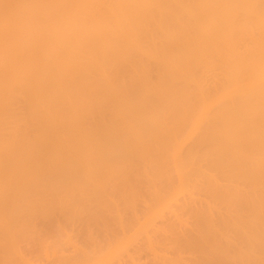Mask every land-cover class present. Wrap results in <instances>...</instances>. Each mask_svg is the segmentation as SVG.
I'll use <instances>...</instances> for the list:
<instances>
[{"label": "bare ground", "instance_id": "6f19581e", "mask_svg": "<svg viewBox=\"0 0 264 264\" xmlns=\"http://www.w3.org/2000/svg\"><path fill=\"white\" fill-rule=\"evenodd\" d=\"M137 169L140 178L147 175V191L157 189L153 199L148 192L152 201L141 191L143 181L136 178L139 190L132 181L139 175ZM171 177L177 179L175 187L160 181ZM198 180L206 183L207 188L200 186L207 189L203 194L211 198L208 202L216 198L225 205H217L219 209L228 211L227 205L232 209L234 204L239 209L234 205L223 214L211 206L215 200L206 203V210L204 205L199 209L196 204L202 198L197 195L203 194L193 189L197 198L191 197L190 191L193 184L198 189ZM159 183L170 186H160L165 190L160 194ZM127 188L131 194L124 191L129 195L122 201H136L140 193L147 204L142 198L138 208L133 199L123 204L131 206V201L138 211L141 204L150 207H142L144 215L137 213L143 222L137 210L129 215L137 217L132 218L134 224L143 223L140 228L139 223L131 225L129 216L117 217L122 208L112 203L116 196L124 198ZM111 190L119 191L113 199ZM181 192L183 197H178ZM185 197L191 205L196 202L201 215ZM174 198L187 201L172 206L190 214L195 222L191 225L203 215L192 231L179 226L186 221L184 213L178 214L181 220L174 219L181 221L178 226L167 217L172 206L167 218L160 216ZM84 199L109 200L116 212L120 210L117 215L106 201L98 204L106 202L111 210L97 202L90 208L102 206L101 211L113 212L119 223L127 219L129 228H139L137 235L151 227L150 236H135L138 242L130 250L129 239L133 242L136 231L127 239V224L108 217L122 228L115 232L114 223L113 229L107 227L109 219L99 220L105 211L93 213L91 208L94 215L85 214L108 221L100 222L108 228L102 229L105 234L112 230L102 239L110 237L112 243H101V249L100 235L94 234H84L79 241L77 234H70L72 241L69 234L60 233L66 227L60 220L67 213L63 221L74 220L73 210L80 205L81 212L88 211L91 201L84 204ZM54 203L61 207H55L57 212H52ZM243 207L244 214L249 213L243 220H250L248 225L242 222ZM72 214L74 218H68ZM158 215L166 228H160L165 223L159 228L153 223ZM83 216L75 220L88 221ZM231 229L232 234L237 229L234 238L240 241L229 235ZM44 232L54 234L53 249ZM112 233H121L128 244ZM61 240L71 252L61 244L56 250ZM113 240L119 244L113 249L117 254L129 249L124 256L131 264H142L143 257H150L146 264H174L193 250L200 255L178 259L177 264H264V0H0V253L16 252L19 260L50 250L47 264H99L95 256L105 251L107 257ZM171 250L182 257L168 256ZM116 253L112 258L122 260L117 264H130L122 254L115 259Z\"/></svg>", "mask_w": 264, "mask_h": 264}, {"label": "rangeland", "instance_id": "374dc122", "mask_svg": "<svg viewBox=\"0 0 264 264\" xmlns=\"http://www.w3.org/2000/svg\"><path fill=\"white\" fill-rule=\"evenodd\" d=\"M139 167H140V166H139ZM141 167H142V169H143V166H141ZM139 169H141V168H139ZM142 169H141V170H142ZM141 170H140V171H141ZM137 171L139 172L138 169H137ZM137 171L135 170L134 173H136ZM138 172H137V173H138ZM143 173H144V172H143ZM138 174H139V175H138ZM138 174H137L138 176H136V177H134L136 174L133 176L134 179H133L132 181L136 182L137 179L140 178V175L142 174V172H141V173L139 172ZM174 174H175V173H174ZM174 174H173V176H174ZM143 175L145 176V174H143ZM173 176H172V177H173ZM133 177H132V178H133ZM146 177H147V175H146ZM146 177H143V176H142L139 180L143 181V178L146 179ZM172 177H171V180H169V181H165V182H164V179H165L164 177H163L164 179L162 178V179H160V181L163 180V181H161V182H163V183H167V182L169 183L170 181H171L170 183H174L173 181L177 182V181H176L177 179L175 178L174 180H172ZM175 177H176V176H175ZM136 178H137V179H136ZM173 178H174V177H173ZM135 179H136V180H135ZM145 179H144L143 182H145ZM198 179H199V178H198ZM139 180L137 181V182H138L137 186H136V184H135V186L137 187V188H136V187H135V188L138 189V190H139L138 187H140V186H139V182H140ZM146 180H147V179H146ZM166 180H167V179H166ZM195 180H196V179H195ZM200 180H201V179H200ZM200 180H198V183H197V181H196V184L199 185V187L196 186V187H198V189H197V188H194V186H195L194 184H193V186L191 187V185H192L191 182H190V183H191V185H190L191 188L187 186L186 189L188 188V189H187L188 191H189V188H190V191L193 190V189H195V190L199 191L198 193H200V194L202 195L203 192H204V190H207V189H206L207 187L205 186L206 183L204 184V183H203L204 181H202L201 183L203 184L204 187H206V188L203 190V189H202L203 186L201 187V186H200L201 183L199 184V181H200ZM134 182H133V183H134ZM143 182H141V184H140V185H141V188H142V190H141V188H140V190L142 191V193H145V195H147L148 192H149V193L151 192V195H152L151 198L153 199L154 192H155L157 189L154 188L155 191H153L154 189H152V191H153V192H152V191H151V188H150V191H147V190L149 189V188L147 189V187H148V186H147L148 183L145 182V183H146V186H145V183H143ZM192 182H193V178H192ZM163 183H161L162 185L159 183V186H158V191L161 190V192L159 191L160 194H162V191H163V189H161V188L163 187V185H164ZM194 183H195V181H194ZM176 184H177V183H176ZM165 185H166V184H165ZM165 185H164L163 188H165ZM172 185H173V184H172ZM172 185H171V186H172ZM133 186H134V185H133ZM160 186H162V187H160ZM167 186H170V184H169V185H166V187H167ZM173 186L175 187V183H174ZM133 188H134V187H133ZM152 188H153V187H152ZM156 188H157V187H156ZM159 188H160V189H159ZM168 188H169V187H168ZM170 188H171V187H170ZM199 188H200V190H202V192H200ZM143 189H145V192L143 191ZM119 190H120V189H119ZM127 190H129V192H130V188H129V189L127 188L126 190H123V192H124V191H127ZM131 190H132V189H131ZM111 191H112V190H111ZM120 191H121V190H120ZM134 191H135V189H134ZM158 191H157V192H158ZM164 191H165V190H164ZM164 191H163V192H164ZM188 191H186V190L184 189V191H183V195H184L185 192L187 193ZM193 191H194V190H193ZM193 191H192L193 194L190 192V194H192L193 196H191V195H190V196H191V197H196V196H194V195L197 194V193H196L197 191H196V192H195V191L193 192ZM109 192H110V189H109ZM115 192L118 193L119 191H116V190H115L114 192L112 191V192H111V197H110V198L113 197V194H116ZM132 192H133V190H132ZM124 193H125V192H124ZM135 193H136V192H135ZM137 193H139V192H137ZM137 193H136V194H137ZM152 193H153V194H152ZM194 193H196V194H194ZM206 193H207V192H206ZM206 193H204V194H206ZM122 194H123V193H122ZM130 194H131V192H130ZM179 194H180V195H178V197L181 196L182 192L179 193ZM188 194H189V193H188ZM204 194H203V196H204ZM109 195H110V194H109ZM117 195H120V194H117ZM126 195H129V193H128V194L125 193L124 198H122V197L120 196V197H121V200H120V197H119V199H118V198H116V197H118V196H116V197L114 196L115 199L117 200V204H119V205H116L115 199L113 200L114 202H112V203H115V204H114L115 207H118V206H119L118 209H121V208H122L121 210H122V212L125 213V214H123L122 212H119L120 210H119V211L117 210L119 213H121V214H120L121 216L119 215L118 212L115 211L116 208L113 206V204H112L111 202H108L109 200L106 201L105 199H103V200H101V201H100V199H98V201H100V202H102V201H106V202H108L110 205L112 204L111 206L114 207V209H112L111 206H109L108 203H107V204H108V205H107L106 202H104L105 204H104V203L98 204V203H100V202H98L97 200H96L94 203H93L94 200H92V201L89 200V201H91L92 204L89 203V207H86L84 204H86V202L88 201V199L81 200V201H83V203H84V201H85V203L82 204V206H85V207H86L85 209L88 208V209H87L88 211L83 210V211L81 212V209H84V207H81V205H80L81 203H78L80 206L77 207L78 209L81 207L80 210H78V209H74V210H73V207H74V204H75V203L72 204L73 207L70 205L69 208H71V207H72V208H71V212L69 211V212H70L69 214L73 213L72 210H73V211L76 210V211L73 213V214H76V215H75V218H74V215L72 214L71 217H68V218H71V219L74 218V220L63 221V220L68 216V213H67V216H64L63 219L60 220L61 226H65V225H66V227H62V228H64V229H62V231H64V232H61V231H60V233H62V234H64V235H65V234H66V235L69 234V236H70V234H71V235H76V234H77L76 237L78 238V241H79V240H82V238L84 237V234H85V237H86L87 235H88L87 237H89V236H90L89 234H94V235H95V236L93 235L94 237H96L97 235H98V236L100 235L99 237L101 238V240H97V239H96L97 241H100V243L97 242V243H98L97 246H99L101 243H105V245H106V244H109L111 238H110V237H107V239H106L105 242H104V239H102V236H104L105 232H103L102 229H104V230H106V231H107L108 228L113 229L112 226H111V225H112L111 223H114V222L119 223V221H118L119 219H118L117 217H122V218H123V217H125V218L127 217V218L129 219V217H130L129 215H135L136 210H137L136 214H137V213L139 214L140 211H141V214H143V215L146 214L145 212L142 213V211H145V210L147 209V206H148V205H146V207H145V205L141 204V208H139L140 211H138V209H136V208H138L137 206L140 205V204H138V202H139V200H140L141 198H142L141 201L143 200L142 202H144V204H147L146 199H148V198L150 197V194H148L149 196L147 195V198L144 197V198H146L145 200H144V198L142 197L143 194H140V193L137 194V195H138V199L136 200L137 203H136V201H135L134 198H131V199H133V201H132V200L130 199V197H128V200L130 199L133 203H135V205H136V208H135V209L133 208V206H135V205H134L131 201L128 202L130 205L132 204L131 206L126 205V204H123V202L125 203L126 201H128L127 199H126V201H125V200L122 201V199H125V198H126V197H125ZM137 195H136V196H137ZM141 195H142V196H141ZM183 195H182L181 197H183ZM201 195H200V196H201ZM207 195H208V194H207ZM207 195H206V196H207ZM134 196H135V194L132 193V197H134ZM184 196H186V194H185ZM197 196H198V198H200V199L202 198L201 200H200V199H196L197 202H199L198 200H200L199 203H202V204L199 205V203H198V204H196V202H195V203L193 202V203L196 204V205H198V206H201V207H198V206H196V205H194V204L191 205L192 202L190 203V201H192V200H191V199H187V197H185L187 201L190 200V201H189V203H190L189 205H191L192 207L196 208V209H194V211H196L198 208L203 210V209H204V208H202L203 205H204V206H207V204L209 205V202H210V201L213 203V201L216 199V198H215V199L209 200V202H208L207 200H208V199H211V198H209L208 196L206 197V198H208L207 200H206L205 196H204L205 199L203 198V196H202V197H199V194H198ZM178 197L176 196V198H178ZM135 198H136V197H135ZM139 198H140V199H139ZM188 198H189V195H188ZM196 198H197V197H196ZM112 199H113V198H112ZM112 199H111V200H112ZM181 199H182V198H181ZM183 199H184V198H183ZM194 199H195V198H194ZM194 199H193V201H194ZM203 199L206 201V202L203 201L205 204H203V202H202ZM86 200H87V201H86ZM148 200H150V199H148ZM174 200H175L174 202H169V205H166V209L164 208L165 210L163 209V211L161 212L162 214L160 213V216H161V215L163 216V215L165 214V215L163 216L164 219L167 218V217H171V221H173L174 219L181 220V219H180L181 217H180V215H178V214H181V213H182V212L180 211V209H183V208L178 209V208H176V207H178V206H176V207L172 206L173 203H175V202L177 201V199H175V198H174ZM196 200H195V201H196ZM89 201H88V202H89ZM134 201H135V202H134ZM145 201H146V203H145ZM150 201H152V200H150ZM187 201L182 202V200H181V202H178V201H177V202H178V203H181L180 205H182V203H187ZM216 201H219V200H218V199L215 200L214 202H215L216 205L212 204L211 206H214V207H215V206H217V205L220 204V205H221V206L219 205L220 207H225L224 203H222V202L219 201L220 203L218 202V204H217ZM88 202H87V203H88ZM96 202H97V204H98L99 206L103 204V205H102L103 208H102V206H101L102 209H105V208H106V210H107V209H109V210L112 209V210H114V211H113L114 213L116 212V215H117V213H118V216L115 217V216H112V215H115L112 211H110V212H112V213H109V211H107V214H106V210L101 211L102 209H101V208L99 209L98 206H94V208L91 207L92 209H94V210H93V213H94V211L97 210V209L100 210V211H99L100 214H101V212L104 213V211H105L103 217H100L99 220H101V218H104V217H106V219H109V218H110V219H112V220H113V218L115 217L117 220H116V221L113 220L114 222H112V221L110 222V219H109V220H108V221L110 222V225H109V222L106 221V220H104L105 218L102 219L103 222H102V221H99V220L96 221V219L94 220L93 218H92V219L89 218V216H88L87 214H85V212H89V213H90L89 215L92 216L93 213L91 212L92 210H91L90 206H92V205H94V204L97 205ZM55 203H57V202H55ZM55 203H54V204H55ZM128 203H127V204H128ZM139 203H141V202H139ZM151 203H152V202H149V205H150ZM178 203H176V205H177ZM206 203H207V204H206ZM47 204H48V203H47ZM57 204H58V203H57ZM57 204H55V206H53V207H54V208H55V207H56V208H59L60 206L57 205ZM78 204H77V205H78ZM90 204H91V205H90ZM120 204H121V205H120ZM153 204H154V202H153ZM153 204H152V205H153ZM167 204H168V203H167ZM210 204H211V203H210ZM42 205H43V204H42ZM52 205H53V204H51V206L48 205V206H49L48 208L50 209V208L52 207ZM104 205H106V206L104 207ZM124 205H125V206H124ZM142 205H143V206H142ZM223 205H224V206H223ZM234 205H235V207H236V204H234ZM234 205H233V206H234ZM237 205H238V206H239V205L244 206L243 204H240V203H239V204L237 203ZM87 206H88V204H87ZM153 206H154V205H153ZM163 206H164V205H162V207H163ZM168 206H170V207L172 206V207H171V211H172V209H174V208H175V209H178V210H175V209H174V210L170 213L171 215L169 216V214H168V212H169V211H168V210H169V209H168ZM227 206H228V207H227ZM227 206H226V207L229 208L228 211L231 212L230 210L233 209V206L231 205V206H232V209H230L231 207H229V205H227ZM53 207H52V208H53ZM62 207H63V206H62ZM65 207H66V208H64V209L67 210L68 207H67V206H65ZM95 207H97V208L95 209ZM107 207H108V208H107ZM109 207H110V208H109ZM129 207H130V208H129ZM139 207H140V206H139ZM142 207L145 208V210H142V209H143ZM148 207H149V206H148ZM151 207H152V206H151ZM197 207H198V208H197ZM208 207H209V206L205 207V210H206ZM235 207H234V209H235ZM239 207H240V206H239ZM239 207H236V208L239 209ZM246 207H248V206H245V210H246ZM39 208H40V207H39ZM54 208H53V211H52V212H54V211L57 210L56 208H55V209H54ZM60 208H61V207H60ZM74 208H75V207H74ZM132 208H133V210H132ZM149 208H150V207H149ZM153 208H154V207H153ZM241 208H242V207H241ZM250 208H251V207H250ZM40 209H41V208H40ZM40 209H39V210H40ZM45 209L47 210V208H45ZM49 209H48V210H49ZM64 209H61V210H64ZM89 209H90L91 211H89ZM128 209H130V210H128ZM151 209H152V208H151ZM159 209H161V208H159ZM159 209H158V210H159ZM167 209H168V210H167ZM215 209H217V211H221V212H223V214H224V213L226 214V211H227L226 208H224V209H223V208H220V209H221V210H220L218 206H217ZM222 209L225 210V212L222 211ZM238 209H236V210H238ZM42 210H43V209H42ZM68 210H70V209H68ZM68 210H67V211H68ZM77 210H78L80 213L77 212ZM98 210H97V211H98ZM123 210H124L125 212H124ZM156 210H157V209H156ZM166 210H167L168 212H167ZM184 210H185V209H184ZM248 210H250V209H248ZM251 210H252V209H251ZM44 211H45V210H44ZM58 211H60V209H58ZM131 211H132V212H131ZM133 211H135V212H133ZM147 211L149 212V210H147ZM147 211H146V212H147ZM159 211H160V210H159ZM164 211H165V212H164ZM174 211H175V213L178 211V212L176 213V215H178V218H177V217L175 218L174 216H172V214H174V213H173ZM182 211H183V210H182ZM186 211L188 212L187 209L185 210V212H186ZM197 211H199V210H197ZM197 211H196V213H198ZM228 211H227V213H228ZM243 211H244V207H243V210H241L240 213H243V214H244ZM48 212H49V211H48ZM56 212H57V211H56ZM64 212H65V211H64ZM76 212H77V213H76ZM99 212H98V213H99ZM152 212H153V214H155L153 210H152ZM156 212H157V211H156ZM166 212H167V215H168L167 217H166ZM189 212L192 213L191 211H189ZM199 212H200V211H199ZM202 212H204V211H202ZM246 212H249V211L246 210ZM250 212H251V211H250ZM95 213H96V215H97V212H95ZM131 213H132V214H131ZM133 213H134V214H133ZM158 213H159V212H157V214H158ZM163 213H164V214H163ZM183 213H184V212H183ZM183 213H182V214H183ZM196 213L193 212L194 215H195ZM200 213H201V212H200ZM54 214H55V213H54ZM57 214H58V213H57ZM65 214H66V212H65ZM81 214L84 215V216L82 217L83 219H84L85 217L88 216V221H89L90 219H91V221L88 222L86 219H85V220H80V219H79V220H75V219H77V216L80 217ZM110 214H111L112 218L110 217ZM127 214H128V215H127ZM138 214H137V216H138V219H139L140 217H139ZM148 214H149V213H148ZM150 214H152V213H150ZM153 214H152V215H153ZM182 214H181V216H183ZM198 214H199V213H198ZM198 214H197V215H198ZM201 214H202V213H201ZM201 214H199V215H201ZM245 214H247V213H245ZM245 214L242 216V222H244L243 220H244V218L246 217ZM248 214H249V213H248ZM248 214H247V215H248ZM93 215H94V214H93ZM122 215H123V216H122ZM124 215H125V216H124ZM143 215H142V216H143ZM155 215H156V214H155ZM155 215L152 216V217H155ZM188 215H190V214H188V213L185 214V213H184V218L186 219V221H184V222L188 223V221H189V223L186 224V226H185L184 222L182 221V222H183V223H182V222L180 221L181 224H182V226H181V224L179 225V226L181 227V229H182V228H185V229L187 230V229H189L192 225H193V226L195 225V224H193V223H195V222H193V219H192L191 217H189ZM191 215H192V214H191ZM199 215H198V217H195L197 220L194 219V221H198L199 218H200V220L203 218V217H202L203 215H202L201 217H199ZM91 216H90V217H91ZM99 216H102V215H97V217H99ZM128 216H129V217H128ZM224 216H225V215H224ZM244 216H245V217H244ZM93 217H94V216H93ZM108 217H109V218H108ZM143 217H144V216H143ZM145 217H146V216H145ZM149 217H150V215H149ZM152 217H150V218L152 219ZM157 217H158V219H157V220H158L157 223H156V220L153 221V223H155L156 226H157V225L160 226L161 223H162L161 225H163V224L165 223V220L163 219V217H161V219L159 218V215H158ZM192 217L194 218V216H192ZM80 218H81V217H80ZM94 218H95V217H94ZM122 218H120V219H122ZM130 218H131V225H132V224H134V222H135V220H133V219H137V217L133 218V216H132V217H130ZM132 218H133V219H132ZM146 218H148V217H146ZM172 218H173V219H172ZM97 219H98V218H97ZM246 219H247V218H246ZM246 219H245V220H246ZM249 219H250V218H249ZM66 220H67V219H66ZM92 220H94V221H96V222H93ZM132 220H133V221H132ZM139 220H140V219H139ZM141 220H142V221H141ZM141 220H140V221L143 222L144 218L141 219ZM145 220H146V219H145ZM148 220H150V219H148ZM200 220H199V221H200ZM247 220H248V219H247ZM98 221H99V222H98ZM104 221L108 222V226H107L108 228H107L106 226H105V228H104V226H103V228H102V225H103L104 223H106V222H104ZM122 221L125 222V219H124V220L122 219ZM122 221H120L119 224H121ZM162 221H163V222H162ZM174 221H175V223H173V224L175 225V224L177 223L176 226H178V224H179L180 222L177 221V220H174ZM199 221L196 222V223L198 224ZM248 221H250V220H248ZM248 221H246V222H248ZM62 222H63V224H65V225H63ZM100 222L103 223V224H101ZM124 222H122V223H124ZM127 222H128V220L126 219V223H124V224H125V226H126V224L128 225L127 227H128L129 230H128L127 227H126L127 232L124 230V231H125L124 233H126L127 236H124V237H126L127 239H129L128 236L131 237L130 235L133 234V231L135 230V228H138V227L140 228V225H143V223L141 224V222H136L137 224H138V223H139V224L137 225V224L135 223L134 225H135V226L137 225L138 227H135V228H134V227H133L134 225H133L132 227H130V228H132V229L130 230V228H129V226H131V225H129L130 222H128V223H127ZM191 222H193L192 225H191ZM242 222H241V223H242ZM246 222H244V223L246 224ZM93 223H94V224H93ZM97 223H99V224H97ZM117 223H114V226H113V227H115V232H116L117 230H118V232H120L121 230L119 231V229H122V228H120L119 225H118ZM150 223H151V220H150L149 224H150ZM231 223H232V222H231ZM83 224H84V225H83ZM100 224H101V226L99 227L98 225H100ZM149 224H148V225H149ZM183 224H184V226H183ZM197 224H196L195 226H198ZM221 224H222V223H221ZM245 224H243V225L241 224V225H242V228H243V226H244ZM82 225H83V226H82ZM89 225H90V226H89ZM115 225H117V226H115ZM121 225H122V224H121ZM148 225H147V226H148ZM166 225H167V222H166L163 226H161L160 228H161V229H162V227H163V228H164V227L166 228ZM222 225H223V224H222ZM222 225H221V227H223ZM228 225H229V226H228ZM228 225H225V226L231 228V227H230L231 225H230V224H228ZM246 225H248V224H246ZM246 225H245V227H246ZM123 226H124V225H123ZM249 226H250V225H249ZM145 227H146V226H145ZM145 227L141 226V229L144 228V229L146 230V228H147V229L149 228V226L146 227V228H145ZM157 227H158V226H157ZM180 227H178V228H180ZM39 228H40V227H39ZM82 228H83V229H82ZM106 228H107V229H106ZM116 228H118V229H116ZM133 228H134V229H133ZM139 228H138V233H139ZM150 228H151V227H150ZM150 228H149V230H151ZM158 228H159V227H158ZM174 228H175V226H174ZM194 228H196V227H194ZM229 228H228V229H229ZM248 228H249V227H247L246 229H248ZM43 229H44V228H43ZM77 229H78V230H77ZM192 229H193V227H191V231H192ZM224 229L226 230L225 227H224L223 229H221V230H224ZM232 229H233V228H232ZM232 229H231V232L227 231V232L229 233V235H230V233L232 234V233L234 232V231L232 232ZM249 229H250V228H249ZM86 230H87V231H86ZM100 230H101V231H100ZM145 230H143V231H145ZM149 230H148V231H145V232L147 233V235L150 236V234H148ZM178 230H179V229H178ZM178 230H177V231H178ZM186 230H185V231H186ZM229 230H230V229H229ZM243 230H245V228H243ZM81 231H82V233H81ZM94 231H95V232H94ZM111 231H112V230H111ZM111 231L106 232L107 234H105V236H106V235H107V236L110 235V234H111ZM113 231H114V230H113ZM122 231H123V230H122ZM135 231H136V230H135ZM135 231H134V232H135ZM235 231L237 232V229H236ZM109 232H110V234H109ZM145 232H142V231H141L140 233H142V235H141V234L137 235V231H136V233H134V235H132V236H133V238H132L133 242H131V239H129V243H130L129 246H130V245H131V246H130V247L128 246V248H129L130 250H132L131 247L134 246V245L136 244V242H138V240H137V239H138V236H139L140 239H143V237L146 236V233H145ZM188 232H189V231H188ZM224 232H225V233H224ZM224 232L222 231V233H223L224 235L227 234L226 231H224ZM236 232H235V233H236ZM41 233H42V230H41ZM100 233H101V234H100ZM128 233H129V234H128ZM143 233H145L144 236H143ZM151 233H152V232H151ZM222 233H221V235H222ZM235 233H234V234H235ZM238 233H239V232H238ZM43 234L45 235L44 237H45L46 239L49 238L48 240H45V241H46V242H47V241H50V242H51V238H50V237H53L54 234H53V233H45V232H44ZM86 234H87V235H86ZM119 234H121V233H118V235H119ZM122 234H123V233H122ZM126 234H125V235H126ZM234 234H232V236H233L232 238H233V240L235 239L236 242H238L239 238H238V240H237L236 237L234 238ZM66 235H65V236H66ZM114 235H115V236H114ZM116 235H117V234L112 233L111 236L115 237V239H116V237L118 236V235H117V236H116ZM238 235H239V234H236L237 237H238ZM41 236H42V234H41ZM59 236H61V238L64 237V236H62L61 234H59ZM69 236H68V237H69ZM81 236H82V237H81ZM98 236H97L96 238H99ZM119 236L121 237L122 235H119ZM135 236H136V237H135ZM151 236H152V234H151ZM230 236H231V235H230ZM240 236H241V234L239 235V237H240ZM44 237L42 236V238H44ZM68 237H66L67 240H68ZM113 237H112V238H113ZM122 237H123V236H122ZM122 237H121L122 240H120V241H123V242H124L125 239L123 240L124 237H123V238H122ZM134 237L137 238V239H135V240H137L136 242H134V241H135V240H134ZM45 238H44V239H45ZM59 238H60V237H59ZM64 238H65V237H64ZM64 238H63V239H64ZM66 238H65V240H66ZM70 238H73V237L70 236ZM100 238H99V239H100ZM103 238H104V237H103ZM109 238H110V239H109ZM117 238L119 239V237H117ZM229 238L231 239V237H229ZM44 239H42V240H44ZM108 239H109V242H108ZM118 239L115 240V241H118ZM240 239L243 240L241 237H240ZM59 240H60V239H59ZM111 240H112V239H111ZM70 241H71V240H70ZM72 241H75V239L73 238ZM101 241H102V242H101ZM115 241L113 240V246H112V247L110 246V248H109L110 250L107 248L108 245L105 246V247L109 250V251H108L109 254H107V257H105L107 252L104 251L105 253H104V252L102 253V251H100V249L97 248V249H99V251L102 253V254H100V256H99V255H97V257L95 256V258H97V259H96L97 262H98L99 259H100L99 264H105V262H106V264H107V263H108V262H107L108 259H109L108 261H110L111 259H113L112 257H113V255L116 253V252H115L116 249H114V245H115V246H116V245H119V244H118L119 241H118L117 244L114 243ZM239 241H240V240H239ZM61 242H62V240H61L60 242L58 241V243H55V245H56L55 248H57L56 250H58V248L60 247ZM66 242H67V241L64 242V240H63L62 243L65 245ZM76 242H77V241H76ZM123 242H122L121 244H124ZM111 243H112V241H111ZM111 243H110V244H111ZM132 243H133V244L135 243V244L133 245ZM223 243H224V241H223ZM46 244H47V243H46ZM51 244H52V245H51ZM51 244L49 243V245H51V247H52V249H53V243L51 242ZM63 244H61V245H62L64 248H67V249H68V252H71V251H69V250H72V249H71V248H68V247H71V246H66V247H65ZM79 244H80V243H79ZM110 244H109V245H110ZM125 244H128V243H126V240H125ZM125 244H124V245H125ZM242 244H244V243H242ZM58 245H59V246H58ZM67 245H68V243H67ZM69 245H70V244H69ZM101 246H102V244L100 245V247H101ZM125 246H127V245H125ZM51 247L49 246V249H50ZM108 247H109V246H108ZM55 248H54V249H55ZM102 248H104V247H101V249H102ZM111 248H112V249H111ZM115 248H116V247H115ZM119 248L121 249V248H126V247H122V245H120ZM128 248H126L127 251H129ZM132 248H133V247H132ZM104 249H105V248H104ZM107 249H106V250H107ZM113 249H114L115 251H114ZM112 250H113L115 253H114ZM118 250H119V249H117V252H118ZM182 250H183V253H184L185 249L182 248L180 251H182ZM186 250H188V249H186ZM191 250H192V249H191ZM65 251H66V250H65ZM110 251H112L111 253H114V254H112V256L109 257V255H111ZM122 251H123V249H122ZM122 251L120 250L121 253H120V252H119L118 254L116 253L115 257H117V258H115V257H114V258H115V259H118V258H120V256L123 255V256H122V257L124 258L123 261H124L125 259L127 260L126 256H124V255H126V252H127V251H126V250L123 251V252H122ZM171 251H172V250H171ZM171 251L168 252V256H172V257H174V253H175V256H180V255L183 254V253L180 254V253H181V252H180V253H178V254H180V255H178V254H177L178 251H176V252H174V253H173V251H172V254H170ZM193 251H194V250H193ZM193 251H192L191 253H189V252H188V253L185 252V254H183V255H184V257H185V256H186V257H185V258L183 257V259H188V258H190V256L193 257V256L200 255V254H199V253H200L199 251H198V253L196 252V250H195L194 253H193ZM10 252H12V251H10ZM100 252H99V253H100ZM130 252H131V251H130ZM2 253H3V252H2ZM2 253H0V255L2 256V258H1V256H0V264H10L12 261L15 262L16 260H17V261L15 262V264H18V262H19L20 264H27L28 261L31 262L30 264H44V263H46L45 261L47 260V257H45V256L48 255L49 258H51V256H52V254H51L52 252L49 250L48 254H45V253H44L45 255H44L43 253H41V254H39V253H38V254H37V253H32V254H28V255H26V257L23 256L21 259L18 260V259H17L18 256H17L16 252L9 253V255H8V251H7L6 254H5V255H7V256H5L4 253H3V254H2ZM66 253H67V251H66ZM97 253H98V251H97ZM123 253H124V254H123ZM186 253H187V254H186ZM195 253H196V254H195ZM103 254H104V255H103ZM119 254H122V255H119ZM166 254H167V253H166ZM191 254H192V255H191ZM3 255L6 257V259L3 258V257H4ZM117 255H118V256H117ZM203 255H204V254H203ZM221 255L224 256L223 254H221ZM102 256H104V258H103ZM187 256H189V257H187ZM99 257H102V258H99ZM172 257H171V258H172ZM180 257H182V256H180ZM110 258H111V259H110ZM143 258H144V257H143ZM143 258H141L142 260L139 261V262H141L142 264H146L147 262H149L148 260H150V259H149L150 257H148V259H147V258H146V259H145V258L143 259ZM171 258L169 257V259H171ZM15 259H16V260H15ZM101 259H102V260H101ZM173 259H174V258H173ZM178 259H180V258H176L177 261H178ZM181 259H182V258H181ZM181 259H180V261H181ZM183 259H182V260H183ZM222 259L224 260V258H221V261H223ZM91 260H95V259L92 258ZM91 260H90V261H91ZM96 260H95V262H96ZM118 260H119V259H118ZM118 260H114V259H113V260H112L113 262L110 261L109 263H110V264H112V263L115 264L116 262L119 263L120 260H121V258H120L119 262H118ZM126 260H125V261H126ZM128 260H130V259H128ZM128 260H127V262H130V261H128ZM176 260H175V261L173 260L174 264H175V262H176V264L178 263ZM26 261H27V262H26ZM104 261H105V262H104ZM114 261H115V262H114ZM121 261H122V260H121ZM137 261H138V260H136V262H137ZM47 262H48V260H47ZM127 262H126V263H127ZM143 262H144V263H143ZM182 262H183V261H182ZM182 262H181V263H182ZM190 262H191V261H190ZM192 262H193V263H192ZM192 262H191V264H195L194 261H192ZM109 263H108V264H109ZM117 263H116V264H117ZM131 263H133V262H130V264H131ZM46 264H47V263H46ZM91 264H94V262L91 261ZM95 264H98V263H95ZM148 264H149V263H148ZM189 264H190V263H189ZM221 264H222V262H221Z\"/></svg>", "mask_w": 264, "mask_h": 264}]
</instances>
